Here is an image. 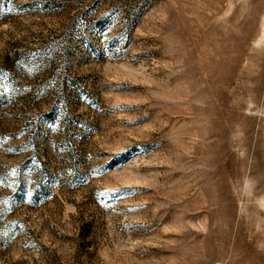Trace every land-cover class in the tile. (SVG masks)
I'll return each mask as SVG.
<instances>
[{
	"label": "rangeland",
	"instance_id": "rangeland-1",
	"mask_svg": "<svg viewBox=\"0 0 264 264\" xmlns=\"http://www.w3.org/2000/svg\"><path fill=\"white\" fill-rule=\"evenodd\" d=\"M0 264H264V0H0Z\"/></svg>",
	"mask_w": 264,
	"mask_h": 264
}]
</instances>
